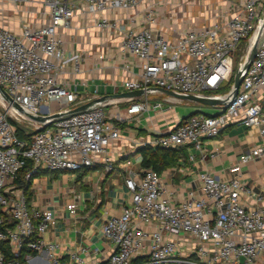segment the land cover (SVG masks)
I'll return each instance as SVG.
<instances>
[{
    "label": "built area",
    "instance_id": "1",
    "mask_svg": "<svg viewBox=\"0 0 264 264\" xmlns=\"http://www.w3.org/2000/svg\"><path fill=\"white\" fill-rule=\"evenodd\" d=\"M145 1L0 0L13 7L38 2L49 15L46 24L24 25L18 35L0 25V89L12 101L0 94V264H20L25 253L56 249L41 237L55 225L54 214L31 211L17 183L26 163L31 166L24 177L26 182L41 173H77L100 162L106 172L112 171V161L105 152L121 136L119 124L145 112L162 111L160 103L149 102L150 97H166L159 90L199 98L211 96L226 103L216 107L213 115L197 113L180 120L173 130L141 146L164 150L189 146L201 152L203 142L218 137L227 126L237 125L256 129L259 139L258 146L239 162L264 157V42L243 73L236 97L227 98L232 83L226 93L218 94L226 86L219 68L229 55L238 59L236 70L242 67L264 17V0H227L224 12L213 14L214 24L187 30L172 42L155 34L151 27L157 17L155 6L168 0H156L147 8L144 21L148 28L140 32L123 30L118 21L99 16L134 9ZM79 14L92 15L96 31H117L120 53L136 60L123 64L129 78L123 79L120 87L144 95L138 101L129 100L126 116H118L119 124L106 117L103 108L110 102L105 101L41 130L42 125L26 115L51 117L84 104L60 79L68 66L75 73L80 71L82 58L67 54L58 35V29L70 28L71 20ZM16 126L26 131L29 140L17 138ZM135 161L141 163L142 158ZM231 170L240 171V164ZM200 183V196L190 192L183 202L174 203L165 197L158 173L152 169L129 173L124 180L129 205L101 229L112 245L104 264H132L139 258H145V264H264V206L249 207L242 202L243 197L253 199L252 190L239 179L223 181L206 174L200 176ZM67 209L72 211L75 206ZM52 264L82 261L70 255L65 261L53 257Z\"/></svg>",
    "mask_w": 264,
    "mask_h": 264
},
{
    "label": "crops",
    "instance_id": "2",
    "mask_svg": "<svg viewBox=\"0 0 264 264\" xmlns=\"http://www.w3.org/2000/svg\"><path fill=\"white\" fill-rule=\"evenodd\" d=\"M154 3H157L156 0H148L134 9L109 11L99 16L118 21L123 30L140 32L148 28L144 19L147 8L154 6ZM228 5L227 0H168L155 6L157 17L151 25L152 31L166 41H176L187 30L214 24L216 19L213 14L224 12ZM48 16V10L38 2L18 7L0 2V25L16 35L20 34L24 25L37 27L46 24ZM93 19L92 15L79 14L71 20L70 28L58 29L65 52L82 58L78 73L68 66L60 79L76 91L78 102H83V105L97 98L125 93L120 84L129 75L123 70V64L136 62L120 53L121 37L117 31H96L92 27ZM98 55L102 56L101 60ZM152 98L154 101L160 97ZM163 99L168 100L163 101L162 111L132 116L128 123L123 124L118 123V116H126L129 100H106L110 102L109 106L103 108L106 117L121 128V136L112 141L105 152L112 161V171L106 172L100 162L91 169L77 173H41L44 178L37 176L29 183V209L49 210L55 216V225L41 237L44 243L54 245L56 249L51 253L47 249L41 253H25L24 264H52L53 257L65 261L70 255H76L82 264L105 263L112 245L105 240L101 229L107 220L119 216L122 208L129 205L130 194L124 180L129 173H139L143 169L135 159L142 158V148H151L141 144L173 130L180 120L190 115H213L216 112V107L184 103L170 97ZM258 141L256 129L230 125L218 137L203 142L201 152L189 146L171 151L165 157L171 165L158 173L165 197L171 202L181 203L190 192L200 196V176L206 174L223 181L239 179L253 192L251 201L243 197L242 202L249 207L264 206V157H251L243 164L239 162L241 156L249 155L258 146ZM145 153L159 157L157 151ZM127 161L131 164L127 165ZM238 164L240 171H232V167ZM256 197L260 198L259 202ZM71 204L75 206L72 211L67 209Z\"/></svg>",
    "mask_w": 264,
    "mask_h": 264
},
{
    "label": "water",
    "instance_id": "3",
    "mask_svg": "<svg viewBox=\"0 0 264 264\" xmlns=\"http://www.w3.org/2000/svg\"><path fill=\"white\" fill-rule=\"evenodd\" d=\"M263 42H264V17L261 19V21L257 25V32L255 34L253 41H252V44L250 46V49H249L248 54L246 56V59H245L244 63L242 64V67L240 69L236 70L234 73L232 86L228 92L227 98L234 99L236 97L238 90H239V87H240V84H241V81H242V75H243V73H245L248 70V68L250 67V65L254 61V58H255L258 50L260 49L261 45L263 44ZM159 92L162 93L163 95H165L166 97H170V98H173V99L179 100V101L190 102V103H193V104H196L199 106H204V107H214L215 108V107L223 106L226 103V100H224V99H219V98H215V97H211V96L199 98V97H195L192 95L178 94V93L166 92V91H162V90H159ZM0 94L2 95V97L4 99H6L10 103H12V101L3 93V91L1 89H0ZM143 95H144V93L142 91L125 92L123 94H119V95H115V96H107L104 98L96 99L94 101L89 102L88 104H85L83 106H79L76 109L71 110L67 113L56 114L54 116L45 117V118L28 116V115H26V117L29 120L42 125V128H41V130H42L46 127H49L53 123H56L58 121H63V120H66L72 116L81 114V113L87 111L93 105L101 104L110 98H124V99H128V100H135V99L141 98ZM12 106H13V108H15L19 112H21L20 108L17 105L12 104ZM195 114H197V113H195ZM195 114H193V115H195ZM190 116H192V115H190Z\"/></svg>",
    "mask_w": 264,
    "mask_h": 264
},
{
    "label": "trees",
    "instance_id": "4",
    "mask_svg": "<svg viewBox=\"0 0 264 264\" xmlns=\"http://www.w3.org/2000/svg\"><path fill=\"white\" fill-rule=\"evenodd\" d=\"M230 85H231V82L229 83V85L225 86L223 89L218 91V94L226 93L227 90L229 89ZM16 134H17V138L20 140H29L30 136L26 133V131H24L19 126H16ZM182 148H185V147H182ZM149 150L157 151L159 154V157L154 158L153 156L146 155L145 151H149ZM171 151H173V150H164L161 148H149V147L142 148L141 153H144V154H142L143 156H142L141 167L143 169H152L156 173H160L165 167H168L171 165V163L169 161H167L165 158V157H167V154H169V153L171 154ZM30 167H31L30 163H26L25 167L19 173L18 180H17L19 187L22 190H24L26 196H27V192H28L30 182H26L24 180V177L27 174V172L30 170ZM7 259H9V256H7ZM146 262L147 261L145 258H139V259L134 260L132 262V264H145ZM19 263L24 264L23 256L20 257Z\"/></svg>",
    "mask_w": 264,
    "mask_h": 264
},
{
    "label": "rangeland",
    "instance_id": "5",
    "mask_svg": "<svg viewBox=\"0 0 264 264\" xmlns=\"http://www.w3.org/2000/svg\"><path fill=\"white\" fill-rule=\"evenodd\" d=\"M245 56H246V52L245 54L243 55L242 57V60H241V63L244 61L245 59ZM238 63V59L237 57H235L234 55H229L221 64L220 68H219V71L224 75L225 77V82H226V86L231 82H233V76H234V73L236 71V64ZM160 98H158L157 100H152L153 98L150 97L149 99V102L150 103H160L161 105H163V97L164 96H159ZM181 102H184V103H187L185 101H181ZM190 103V102H188ZM104 113H106V111H104ZM134 160V159H132ZM41 177V178H44L43 176L44 175H36L35 177L38 178V177ZM34 177V178H35Z\"/></svg>",
    "mask_w": 264,
    "mask_h": 264
}]
</instances>
